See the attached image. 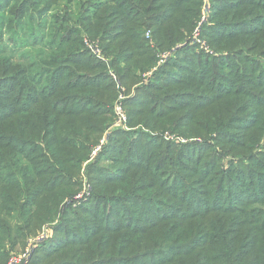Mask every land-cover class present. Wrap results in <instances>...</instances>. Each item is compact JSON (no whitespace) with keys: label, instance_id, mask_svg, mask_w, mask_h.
Listing matches in <instances>:
<instances>
[{"label":"trees","instance_id":"obj_1","mask_svg":"<svg viewBox=\"0 0 264 264\" xmlns=\"http://www.w3.org/2000/svg\"><path fill=\"white\" fill-rule=\"evenodd\" d=\"M11 1L8 14L30 20L25 5ZM203 1L102 0L75 29L62 22L58 44L51 40L31 61L0 54V264L60 206L53 234L36 242L27 264L44 256L55 259L48 264H264V152L257 150L264 147V0H213L210 21L200 26L212 54L189 44L173 51L197 26ZM83 33L98 40L107 62L84 48ZM171 49L174 57L141 84L157 52ZM110 71L134 87L124 104L130 122L163 131L178 104L186 109L181 131L211 119L216 142L237 161L219 168L217 158H199L206 143L162 144L115 130L97 160L113 167L87 163L90 198L63 204L79 191L83 164L114 122L119 91ZM139 157L145 167L134 162ZM118 159L136 173L121 176L127 169ZM211 168L219 169L214 185Z\"/></svg>","mask_w":264,"mask_h":264},{"label":"rangeland","instance_id":"obj_2","mask_svg":"<svg viewBox=\"0 0 264 264\" xmlns=\"http://www.w3.org/2000/svg\"><path fill=\"white\" fill-rule=\"evenodd\" d=\"M14 0L11 1V3ZM102 0H20V4L25 5V9L28 11L27 16H29L30 20L26 19L24 21H18L17 17L18 14H15L14 16H11L7 12V0H0V54H6L7 57H10L13 61V63H20V62H28L31 61L37 53L40 52H47L45 48H43L44 45L49 44L52 42L55 38L57 39V35H54V32L57 27L60 26V24L63 22L65 23V27L73 28L75 29L78 26L77 19H80V15L87 11L92 6H95L96 4L100 3ZM213 0H204L203 1V7L201 10V17L199 22L197 23V26L194 28V30L187 35L186 39L179 43L176 47L172 48L175 50H178L179 48L185 47L186 44L189 45H196L198 48L197 50H200L204 53L212 54V51L210 50L209 46L205 43V41L201 38V30L200 26L202 23H209L210 16H211V5ZM54 28L53 31H51V28ZM52 32L53 37H49V35ZM147 32H150L147 30ZM146 32V33H147ZM86 34L83 33L82 36ZM62 36V34H61ZM80 37L81 43H83L84 48L89 51V54L95 58V60H102L104 62H107L104 57L101 55V49L99 47V42L97 39H91L89 36L84 35L83 38ZM146 37V34H145ZM52 40V41H51ZM59 39H57L56 44H58ZM179 46V47H178ZM165 51V52H157V55L169 52V56L165 57L164 62L168 60L169 58L174 57V53L172 51ZM93 58V59H94ZM92 61V60H91ZM158 61V58H157ZM163 62V63H164ZM162 63V64H163ZM262 65H264V60H261ZM161 64V65H162ZM157 66V63H156ZM155 66V67H156ZM156 70L152 68L151 70L145 72L142 74V81L141 84H146L150 81V78L152 76V72ZM98 72V70L96 71ZM109 75L113 80L116 82V88L119 91L117 101L115 102L114 106H120L126 116V123L123 127L116 126L113 124L111 127L105 132L102 136V138L99 140L98 144L95 145L88 155V161L83 164L82 170L80 171L81 178L83 180L82 185L80 186V189L78 192H76L72 196L70 200H66L67 206L71 207H78L85 201H87L90 198L91 195V187L88 183V179H86L82 174L84 173V170L87 168V163H92L93 161L96 162L98 158L102 155H99L101 152V148L104 144H106L107 137L112 131H120L125 134L127 137H133L135 139L143 140L150 137H157L158 140L162 144L166 143H175L177 146L182 143L185 144V146L192 145L191 142L193 140H196L199 144L206 143V146H210L209 148H204L202 152L198 153L199 158L201 156L203 157L201 160H206L210 158H214L219 164V168L224 166V169L228 167V163L231 160H235L233 162H236V158H232L235 156V154H227L225 153L227 150V145H219V142H216V137L214 132L211 130V119L209 121L203 120L199 122V126L197 128H192L191 131H181V128L184 126L179 125V116L185 112V108L180 107L178 104L176 105L178 111V117L174 119L173 125L168 126L167 123L163 125V131H152V125L151 123L144 124L143 122L137 120L136 124L129 121L128 115L126 113L124 104L127 101V99L133 94L134 87L130 89L124 88L121 83L118 81V79L115 77L114 73L112 71L109 72ZM179 77V76H178ZM102 82H106V80H102ZM140 85V84H139ZM119 99V100H118ZM115 111V110H114ZM200 113H198L199 115ZM115 118V115H114ZM114 123V122H113ZM190 124V122H189ZM209 128V131H206V128ZM232 134H236V130L231 131ZM194 135H200V137L195 138ZM190 137H193V139H189ZM227 143V142H226ZM211 150V152H209ZM258 152H264V147L259 146ZM208 151V152H206ZM255 154V153H254ZM259 154V153H256ZM189 156V154L187 153ZM255 160H260V157H257L254 155ZM104 155L100 157L103 158ZM219 158V161H218ZM99 159V160H100ZM134 162H137L139 166L145 167L144 160L142 157L136 158ZM116 164L119 166L120 169L124 170L127 169V172L125 174H122L121 176H127L129 177L131 174L136 173L135 168L133 166L127 167L126 162L123 163L122 159H118L116 161ZM96 165H101L104 168H112L113 164L109 161L102 162V160L97 161ZM194 165V164H193ZM199 169L200 172L204 173V169L200 168V166L194 165ZM219 169H210V175L208 180H212L211 183L214 185V179L217 177V171ZM200 172L199 175H197V171L195 173H192L191 179L197 180V178H200ZM90 176V175H89ZM120 176V177H121ZM201 181V180H200ZM196 181L195 186L197 188L199 187V182ZM207 181V180H205ZM89 182L92 183V179H89ZM210 185V184H209ZM129 210L127 212V215L130 216L132 214H135L137 212V209ZM162 208V207H160ZM76 209V208H75ZM61 210V206L58 210L57 215H53L51 219L45 221L43 223V226L37 230V232L34 235H30L23 246L18 247L14 250H11L8 252L6 251V254L4 255V263L6 262L7 258L11 255H15L18 253H21L22 251L26 250L29 247H32L35 249V246H39V241L42 236L47 237L48 239L53 234V229L56 228L58 220H59V212ZM162 210V209H161ZM125 214V212H123ZM137 215V213H136ZM43 237V238H44ZM50 241V240H49ZM8 252V253H7ZM52 258V257H51ZM52 260L47 256H44L40 260L37 259L34 264H48ZM27 264V263H26Z\"/></svg>","mask_w":264,"mask_h":264},{"label":"built area","instance_id":"obj_3","mask_svg":"<svg viewBox=\"0 0 264 264\" xmlns=\"http://www.w3.org/2000/svg\"><path fill=\"white\" fill-rule=\"evenodd\" d=\"M150 37V32L146 33V38ZM169 56V52L157 55L158 61H157V66L154 68L156 69L159 65H161L164 62L165 57ZM119 100V99H118ZM114 123L113 126H121L123 127L124 124L126 123V116L120 106H114ZM44 235L42 236V238ZM33 252V248L29 247L26 250L22 251L21 253L11 255L7 261L6 264H26L30 260L31 253Z\"/></svg>","mask_w":264,"mask_h":264}]
</instances>
